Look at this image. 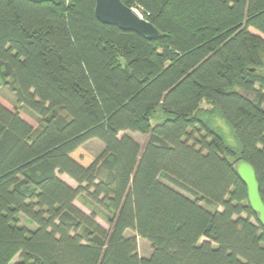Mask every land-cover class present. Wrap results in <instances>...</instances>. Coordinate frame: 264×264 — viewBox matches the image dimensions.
Masks as SVG:
<instances>
[{"label":"trees","instance_id":"1","mask_svg":"<svg viewBox=\"0 0 264 264\" xmlns=\"http://www.w3.org/2000/svg\"><path fill=\"white\" fill-rule=\"evenodd\" d=\"M122 1L162 36L101 23L96 0H0V91L15 98L0 97V264H264L234 169L254 167L264 202V0Z\"/></svg>","mask_w":264,"mask_h":264},{"label":"water","instance_id":"2","mask_svg":"<svg viewBox=\"0 0 264 264\" xmlns=\"http://www.w3.org/2000/svg\"><path fill=\"white\" fill-rule=\"evenodd\" d=\"M35 4L52 3L61 5L63 0H24ZM96 18L105 25H113L122 31L134 32L148 40H157L162 36L160 30L151 22L145 20L139 12L128 7L122 0H96ZM235 172L247 186L249 204L264 226V202L260 194V186L254 167L240 161L235 165Z\"/></svg>","mask_w":264,"mask_h":264},{"label":"rangeland","instance_id":"3","mask_svg":"<svg viewBox=\"0 0 264 264\" xmlns=\"http://www.w3.org/2000/svg\"><path fill=\"white\" fill-rule=\"evenodd\" d=\"M139 14H140V12H139ZM262 73H264V71ZM257 88H259V86H257ZM0 97L2 100L6 101L8 103L15 102L14 95L7 88L1 89ZM202 106H203V108H205V109L207 108L208 110L213 109L210 105H208L206 103H204ZM205 115L206 114H204V119H205L206 123L209 125V127L211 129L215 130L220 135H222V137L224 138V140L226 141L228 146L237 149L238 143H237V140L235 139L234 132H233L232 128L229 126V124L225 121V119H223L219 115V113H217V112L211 111V114H207L206 116ZM20 116L26 122L31 124L34 128L39 127V122L36 119H34L32 116H30L25 110L20 109ZM154 117H155L154 121L160 120L162 117L161 112L158 111L154 115ZM126 134L130 135L134 140H136L141 145L142 148L144 147V145L146 144V142L149 138V135H144V134H140V133L127 132ZM86 147L89 151H91L95 155H100L104 150V145L99 140H96V139H93V140H90L89 142H87ZM60 178L63 179L64 181H66L67 183H69L74 188H77L78 185L73 180H71L69 177L63 175V176H60ZM165 183H167V182H165ZM75 204L78 208H80L86 214L90 215L92 213L90 206L85 204L84 200L81 197L78 198V200L75 202ZM96 220L106 230L110 229L108 221L105 218H103L102 216H98ZM21 224L25 225L31 229L35 228V226L30 224L24 216H21ZM127 236L134 237V236H136V233L134 231H128ZM137 240H138L139 255L141 257H149L151 255V252H152V248H151L150 243L147 240L140 238V237H137Z\"/></svg>","mask_w":264,"mask_h":264},{"label":"crops","instance_id":"4","mask_svg":"<svg viewBox=\"0 0 264 264\" xmlns=\"http://www.w3.org/2000/svg\"><path fill=\"white\" fill-rule=\"evenodd\" d=\"M69 184V183H68ZM70 185V184H69Z\"/></svg>","mask_w":264,"mask_h":264}]
</instances>
